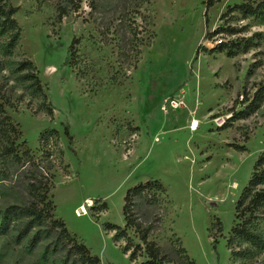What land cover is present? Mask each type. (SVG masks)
Here are the masks:
<instances>
[{
  "label": "rangeland",
  "instance_id": "obj_1",
  "mask_svg": "<svg viewBox=\"0 0 264 264\" xmlns=\"http://www.w3.org/2000/svg\"><path fill=\"white\" fill-rule=\"evenodd\" d=\"M88 1L58 22L61 0H0L18 7L21 28L12 54H0V115L12 117L19 152L29 148L50 178L56 215L103 264H139L145 257L132 261L127 238L105 224L124 227L128 188L159 179L168 204L151 234L158 244L180 240L196 264H264V252L235 261L228 244L236 203L264 152V102L235 117L264 85V19L233 8L249 0H219L207 14L203 0H150L137 16L145 40L137 54L117 26L101 33L110 15L95 22ZM23 59L35 64L42 92L23 81ZM174 96L185 106L164 111ZM32 167L13 166L0 181V264H44L41 246L29 250V236L18 242L23 220L10 213L32 200L24 188Z\"/></svg>",
  "mask_w": 264,
  "mask_h": 264
},
{
  "label": "trees",
  "instance_id": "obj_2",
  "mask_svg": "<svg viewBox=\"0 0 264 264\" xmlns=\"http://www.w3.org/2000/svg\"><path fill=\"white\" fill-rule=\"evenodd\" d=\"M203 1L207 14L219 0ZM148 2L150 0H89V14L99 23L101 17L109 14L106 25L100 27L101 33L108 36L110 33L119 32L118 28L121 29L123 31L121 41L132 50L136 49L138 54L145 40L144 36L139 35L143 29L137 23V16H142V7ZM81 4L82 0H61L57 7V21L61 22L70 11L78 12ZM233 8L264 19V0H249L236 4ZM17 11L18 7L0 2V37L4 38L0 45L2 55H11L18 44L21 28L14 17ZM214 32L208 31L205 38L213 35ZM79 42L80 37L75 36L69 46L72 55L77 53ZM118 46L124 47L123 43H119ZM196 53L200 54V46ZM18 70H26L22 75L23 81H29L36 92H42L43 84L33 61L23 59L18 63ZM262 102H264V85L256 90L248 109L237 113L235 117L242 118L249 115ZM0 108L3 110V105H0ZM47 110L53 113L51 106H48ZM65 130L68 133V126ZM48 132L56 133L57 130L48 129L45 134ZM20 135L21 131L14 124L12 117L5 113L1 114L0 137L4 141L0 151V181L10 179V170L13 166L22 167L24 162L34 166L28 169L29 174L24 181V188L32 200L10 209V213L16 219L23 220L18 228V242L29 236V250L41 246V260L44 264H103L101 258L68 229L64 219L56 215V204L52 200L53 184L48 175L44 174L34 162L29 148L19 152L16 140ZM241 148L245 147L241 146ZM22 172L25 173V169ZM167 197L168 190L159 179L140 181L128 188L125 193L123 206L125 226L107 222L105 229L116 231V239L127 238L124 250L126 253L130 251V259L136 261L141 256L145 257L139 264H196L195 259L190 256L180 240H171L164 247L151 238V234L167 212ZM218 222L219 229L222 230V222L220 220ZM129 229L136 233L139 243L133 242L128 234ZM228 244L233 249L235 261L248 260L264 252V152L258 156L248 183L236 203L235 222L231 228Z\"/></svg>",
  "mask_w": 264,
  "mask_h": 264
},
{
  "label": "built area",
  "instance_id": "obj_3",
  "mask_svg": "<svg viewBox=\"0 0 264 264\" xmlns=\"http://www.w3.org/2000/svg\"><path fill=\"white\" fill-rule=\"evenodd\" d=\"M223 38L220 37L219 39H217V43H222L223 42ZM185 106V101L180 98V97H177V96H174V97H168L165 102H164V105H163V110L166 111L169 107L170 108H175V109H178V108H182ZM198 120H196L193 124L191 123L190 127L191 129H196L198 128Z\"/></svg>",
  "mask_w": 264,
  "mask_h": 264
},
{
  "label": "bare ground",
  "instance_id": "obj_4",
  "mask_svg": "<svg viewBox=\"0 0 264 264\" xmlns=\"http://www.w3.org/2000/svg\"><path fill=\"white\" fill-rule=\"evenodd\" d=\"M195 121H196V120H193V121H192V124H193ZM197 126H199V122H198V125H197ZM90 203H91V201H90Z\"/></svg>",
  "mask_w": 264,
  "mask_h": 264
},
{
  "label": "crops",
  "instance_id": "obj_5",
  "mask_svg": "<svg viewBox=\"0 0 264 264\" xmlns=\"http://www.w3.org/2000/svg\"><path fill=\"white\" fill-rule=\"evenodd\" d=\"M191 125V124H190Z\"/></svg>",
  "mask_w": 264,
  "mask_h": 264
}]
</instances>
